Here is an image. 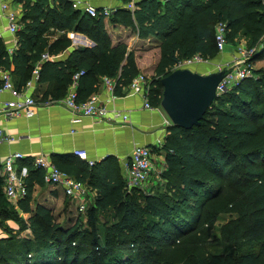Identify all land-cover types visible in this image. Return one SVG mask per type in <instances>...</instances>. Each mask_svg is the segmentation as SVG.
I'll list each match as a JSON object with an SVG mask.
<instances>
[{"label": "trees", "instance_id": "obj_1", "mask_svg": "<svg viewBox=\"0 0 264 264\" xmlns=\"http://www.w3.org/2000/svg\"><path fill=\"white\" fill-rule=\"evenodd\" d=\"M20 1L25 24L17 33L20 46L12 54L0 49V68L17 74L21 86L41 63L39 80L52 84L44 98L47 94L53 99L65 97L77 72L83 71L77 81L80 101L97 92L104 77L115 78V93H121L141 72L138 56L145 45L130 51L126 40L113 43L107 17L140 40L150 41L152 51L157 52L150 76L153 106H161V79L176 64L195 55L208 59L218 54V23H226L228 42L235 43L241 35L253 46L264 40V0H137L134 9L121 6L109 16L103 9L92 16L71 2L57 7L48 5V0ZM45 22L46 27L65 32L50 42L44 36ZM72 30L86 34L95 45L73 50L66 61L44 58V54L69 48L72 41L67 32ZM255 72L254 78H245L218 95L199 126H168L163 145L152 147L166 158L167 188L145 195L143 206L134 196L140 189L128 190L115 157L93 165L75 156L54 160L90 190L98 191V208L119 209L126 195L134 198V204L125 207L117 230L126 247L113 256L97 251L89 264H264V75L261 70ZM27 160V193L19 201L27 217L8 201L0 177V225L10 232L0 236V264H78L80 258L88 259L82 250L88 243L99 246L98 235L89 241L90 235L76 224L60 225L53 208L33 202L35 184L43 185L44 176ZM223 212L238 216L228 223L232 230L224 234L226 239L257 235L262 238L259 249L211 250L208 231ZM9 219L21 222L19 229H30V234L18 237Z\"/></svg>", "mask_w": 264, "mask_h": 264}, {"label": "crops", "instance_id": "obj_2", "mask_svg": "<svg viewBox=\"0 0 264 264\" xmlns=\"http://www.w3.org/2000/svg\"><path fill=\"white\" fill-rule=\"evenodd\" d=\"M65 2H71L72 4L80 2V8L82 9L86 4L94 5L98 10L105 7L118 9L121 6H127L124 0H48V5L60 7ZM11 13L15 14L19 26L15 32L8 30L9 15ZM23 16L24 8L20 0H0V33H2L0 36V49L3 48L12 54L19 48L20 43L17 33L24 28ZM105 24L113 43L126 40L129 43L130 51L133 49L139 50L145 45L146 49L141 51L142 53L138 56V65L141 72L147 73L146 71L150 70L148 64L152 61L151 72L148 74L151 75L157 61V52L153 55L150 54V51H152L150 41L140 40L136 34L131 33L129 28L119 23H112L109 17L105 19ZM44 28V36L50 42L56 40L65 32V29L51 25L46 27V22ZM67 34L72 41L71 46L58 54L49 55V60L66 61L73 50L85 47L91 48L95 45V42L84 33L72 30L68 31ZM37 65L41 68L42 64ZM2 70L6 69L0 68V75ZM33 73L34 69L27 82L21 84V86H18L21 80L17 74L12 73L11 78L17 90L31 94L37 100L38 104L34 116L8 118L0 112V128L4 129L5 133L13 138L10 141L0 143V161L13 152L25 154V159L18 160V172L24 174L25 183L29 172L26 160L28 159L33 164L31 158L35 155L43 154L53 161L56 159H69L74 156L78 158L75 151L82 149L87 151L88 159L93 161L94 164L105 161L109 156L115 157L124 175V162L131 156L135 146L148 145L159 148L163 145L168 133V126L172 122H170L161 106L146 108L143 97L133 93L129 86L122 88L121 93L116 92V95L112 97L105 91L102 83L100 89L95 93L99 95L100 101L110 111L109 116L101 120L92 116H84L81 121L76 122L74 121L76 114L63 101L65 97L53 99L51 98L52 94H47L45 99L44 95H46L47 90L50 91L52 84L49 85L48 81H40V78L35 80ZM72 86L68 88V91ZM13 98L12 92L8 90L0 91V103ZM114 109L128 113L130 122L123 123L120 119L113 118L111 111ZM157 156L164 157V154H157ZM33 167L39 169L34 165ZM0 177L2 178L1 172ZM90 191L92 195H97V190ZM41 195H45L46 201L41 202L38 200V196ZM33 197L34 203H44L53 210H55L53 205L64 202L74 204L77 209L76 200L67 196L62 186L49 183L45 177L43 185L35 184ZM21 199L14 202L8 199V201L14 203L13 205L22 216L27 217L19 207Z\"/></svg>", "mask_w": 264, "mask_h": 264}, {"label": "built area", "instance_id": "obj_3", "mask_svg": "<svg viewBox=\"0 0 264 264\" xmlns=\"http://www.w3.org/2000/svg\"><path fill=\"white\" fill-rule=\"evenodd\" d=\"M137 0H130L127 7L133 9ZM74 7H80V2H75ZM92 16H97L99 10L91 4H86L84 9ZM117 8H103L102 12L109 16L115 12ZM17 18L14 13L9 15L8 30L15 32L18 29ZM2 33H0V36ZM216 41L219 50H224L228 44L227 40V25L224 22L218 23L216 27ZM242 60L240 66L232 70H227L225 77L218 85V95L227 91L228 89L238 85L242 80L248 78L251 73V65L247 61V57L252 53L242 45L240 46ZM44 58H49L48 54H44ZM203 58L200 55H195L190 59L180 61L176 64L175 69L184 68L193 65L196 62H202ZM83 73L77 72L74 76L75 82L72 88L67 92L63 99L65 105L76 114L74 121L79 122L84 116H92L98 120L104 119L109 116L110 111L100 101L97 93H93L87 100L80 101L77 92V81L79 76ZM34 79L40 78V67L37 65L34 69ZM0 79V91L8 90L14 95L13 99L5 100L0 103V112L8 118L12 117H32L36 113L37 100L26 92H21L16 89L14 82L11 78V73L8 70H2ZM103 86L105 91L112 97L116 95V79L112 77L103 78ZM129 88L135 94H139L145 101L146 108H154L150 99L149 93L151 89V79L143 72L137 74L131 81ZM112 117L120 119L123 123L130 122V115L122 110L114 109L111 111ZM13 138L11 135L5 133L4 129L0 128V143L10 141ZM75 155L82 160H86L90 165L94 162L88 159L86 150L78 149ZM26 155L22 152H13L0 161V172L3 180V192L7 199L11 202L26 196L27 188L25 183L24 174L18 172V160L25 159ZM162 159V160H160ZM33 165L43 171L45 179L55 185H60L64 188L65 194L76 200L77 210L79 213L87 212L94 197L86 184L74 176L70 175L67 171L60 168L52 159L40 154L31 158ZM124 175L127 182L128 190L144 189L148 183L159 181L163 177L166 169L165 158L153 151L151 146L138 145L135 146L131 156L124 162L123 165Z\"/></svg>", "mask_w": 264, "mask_h": 264}, {"label": "rangeland", "instance_id": "obj_4", "mask_svg": "<svg viewBox=\"0 0 264 264\" xmlns=\"http://www.w3.org/2000/svg\"><path fill=\"white\" fill-rule=\"evenodd\" d=\"M165 1V0H163ZM135 7V6H134ZM134 9V8H133ZM81 33V32H80ZM243 46L249 50H252V53L247 57L248 63L251 65V75L252 77L256 74V70H261V76L264 75V40L259 42L257 45L253 46L250 44V40L246 35H241L240 38L237 39L235 43L228 42L224 50H219L218 54L213 58L203 59L202 62H196L191 66H188L192 70L198 71L203 74H209L218 70H232L236 67L240 66V60H242L241 49L240 46ZM154 51H150L152 55ZM152 61L148 64V69L152 68ZM147 70L146 74L148 75L151 71ZM254 78V77H252ZM238 85H235L236 87ZM232 87V88H234ZM168 116V115H167ZM169 118V116H168ZM170 120V118H169ZM170 122H172L170 120ZM163 157V156H162ZM165 158V156H164ZM162 160V159H160ZM166 161V158H165ZM168 165L166 162V169L163 173L162 179L159 181L151 180L144 189H140L137 193H134V196L141 202V205H145L144 197L147 194H157L166 190L169 180ZM92 194V193H91ZM45 195L38 196V200L46 201L44 198ZM94 197L93 202L89 206L87 212L79 213L75 208V205L72 203H59L55 206V216L57 222L64 227H71L73 225H77V229L79 231H84L89 234V241H92L95 234L98 235V245L94 247L93 244L88 243L87 247L83 249V253L89 256L88 259L86 257H82L78 260V264H89L94 257L95 253L98 251V254H105L113 256L116 253H119L120 250L123 251V248L126 247V243H123L125 239L121 240V236L119 235L118 225L121 216L125 210L126 206H131L133 203L132 196L126 195L129 197L124 204V207L119 209L113 208H98L96 203L97 195H92ZM194 203V202H193ZM14 204V203H11ZM129 204V205H127ZM15 206V205H14ZM93 208V209H92ZM237 214L232 212H223L219 213L216 222L212 227L209 228V242L211 250L214 252L220 253H228V252H242L248 250H257L259 249V241L262 240L260 236H246L239 237L233 241L227 240L224 234L231 233L232 228H228L227 225L229 222H234L237 219ZM1 218V217H0ZM8 223L11 226L16 227L13 232L18 237L28 236L30 233V229L20 230L19 227L21 222L17 224L12 219L8 220ZM225 232V233H224ZM10 232L4 228V226L0 225V236H8ZM12 234V233H11ZM148 241V240H147ZM63 245L65 242L62 243ZM62 245V246H63ZM100 247V248H99ZM107 250V251H106Z\"/></svg>", "mask_w": 264, "mask_h": 264}, {"label": "water", "instance_id": "obj_5", "mask_svg": "<svg viewBox=\"0 0 264 264\" xmlns=\"http://www.w3.org/2000/svg\"><path fill=\"white\" fill-rule=\"evenodd\" d=\"M227 70L203 74L189 67L177 68L161 79V107L173 125L187 129L199 126L218 96V85Z\"/></svg>", "mask_w": 264, "mask_h": 264}]
</instances>
